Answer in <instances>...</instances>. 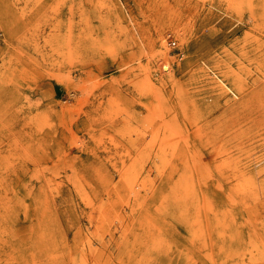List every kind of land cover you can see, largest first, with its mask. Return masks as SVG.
<instances>
[{"label":"rangeland","instance_id":"374dc122","mask_svg":"<svg viewBox=\"0 0 264 264\" xmlns=\"http://www.w3.org/2000/svg\"><path fill=\"white\" fill-rule=\"evenodd\" d=\"M78 1L86 3L47 12L53 41L42 40L38 56L36 35L0 32V52H16L0 54V264H264V115L252 119L264 112V33L247 15L240 22L208 6L213 25L198 23L185 38L177 12L153 5L175 0H125L132 40L106 5ZM83 21L92 39L82 41ZM203 69L239 78L242 89L226 88V100L246 98L242 120L226 115ZM157 123L184 132L188 193L168 167L155 171ZM121 169L125 181L140 171L157 200L130 197Z\"/></svg>","mask_w":264,"mask_h":264},{"label":"bare ground","instance_id":"6f19581e","mask_svg":"<svg viewBox=\"0 0 264 264\" xmlns=\"http://www.w3.org/2000/svg\"><path fill=\"white\" fill-rule=\"evenodd\" d=\"M86 1H90L91 3L95 2L94 3L95 5L97 4V2H100V4L106 5L107 10H109L111 12V14L113 15L114 19L117 22L118 32H120V34H122L123 36H125L128 39H132V40L134 39V36H133L134 34L132 32V28H130V24L128 22L127 17L131 21L133 27L136 28V24L134 23L131 15H130V12H129L128 8H127L128 4L125 2V0H119L121 3H119L118 0H86ZM84 3H86V2H83V1L80 2L78 0H0V32L6 34V37L8 38V40L15 39V41H20L22 39H26L29 36L34 37L36 35V37L34 38L32 43L34 45L33 48L35 49L36 55L38 56V52L40 51V49L38 47H39V44L41 43V41L43 40L44 43H48V42H52L53 41L52 37H45L47 29L49 27H51V25H52L49 21H46L47 18H48L47 17V14H48L47 12L49 10H52V9L56 8L57 6H59V7H63L64 6L63 8H66V9L72 11L75 8L83 7ZM153 5H155L154 7H156V8L165 9V10H174L175 12H177V15H176V24H177L176 26L178 28L177 33L178 34L180 33L179 35L182 36V37H185V38L187 37V35H193V33L195 32V28L198 25V23L200 25L205 24L206 26L213 25V22H215L214 19H213L214 14L211 11L210 7H208V6H218V8L220 10H224L229 16L237 17L238 21H240V22L244 21L245 15H247V18L251 21L252 26L254 28H256L254 30H258V31L264 33V0H175V2H164V3L161 2V3L153 4ZM185 11H189L192 14V16L194 15V17L192 19H188L189 18L188 16H187L188 17L187 19L184 18V12ZM125 13L127 14V17H125V15H124ZM164 13H165V11H164ZM104 22L106 23V21H104ZM84 23H85V26H84V28L81 29L80 33H82L86 37L82 41L86 40L87 38L92 39V37H93V28H92V26L87 24V22H84ZM224 24L226 26L227 25L230 26V25H232V21L231 20H226ZM56 26L59 27V25H56ZM52 30H54V29H52ZM215 30H216V27H212L210 32L215 31ZM78 33H79V31H78ZM53 34L59 36L57 32H55ZM184 35H186V36H184ZM72 37H73V34L70 33L68 35V37L67 38L66 37L63 38V40H70ZM135 40H137V38ZM11 44H12V42H9V46H11ZM178 44H180V43H178ZM152 46H151V48H152ZM0 54L1 55H3V54L16 55V52L14 50H12V49L11 50H7V48H5L2 52H0ZM42 57H44V56H42ZM163 57H164V55H163ZM180 58H181V56H180ZM189 60L191 61V59H189ZM190 61L188 62L189 64H191ZM192 61H194V60H192ZM196 62H197V60H195L194 63H196ZM157 64H158V62H157ZM173 64H174V62L170 61L169 59L166 60V62L163 63V65H162L163 71L168 73V74L171 73L172 69H173ZM189 64H187V65H189ZM193 68H194V65H193ZM144 69H146V68H144ZM157 69H158V67H157ZM203 72L207 76L206 81L208 82V84L214 89V91L217 93V95L222 98V100H225L224 102H225V108H226V112H225L226 115L233 116V117H238L239 120H242V118H240L241 115L239 114V110H240V108H242V110H246L247 106H249V103L247 102L246 98H243L239 102H230L229 100H226L227 99V90H226V88L228 89V88H230L229 86H231L232 88L233 87L236 88L238 91L242 89L240 83L238 82V81H240L239 78L238 77H236V78L233 77L229 73V71L227 69L225 71H223L222 79H220L219 81L216 80V78L214 77L215 76L214 74H213L214 76L212 75V77H210L211 74L207 70L203 69ZM156 74H158V73H156ZM190 74H192V73L190 72ZM172 76H173V74H172ZM193 76H194V73H193L192 77ZM195 77H196V75H195ZM54 78H55V76H54ZM155 79H156V77H155ZM187 79L189 80L188 77H187ZM182 80H184V79H182ZM192 80H193V78H192ZM199 82H200V80H199ZM195 84L196 83H194V85ZM144 86L142 85V87H143L142 89H144ZM147 86H148V83L146 84L145 87L147 88ZM148 88H150V87H148ZM143 91H145V90H143ZM152 92L155 93L156 91H152ZM245 93L247 95L248 92H245ZM151 96H154V95H151ZM157 102H159V96H158V101ZM160 102L162 104V100ZM252 114L254 116L252 119H254V118L256 119V118H260L261 116L263 117L264 112L260 111V110H252ZM263 119H264V117H263ZM162 122H164V121H162ZM179 125L177 126L178 128L176 127L177 129L175 128L176 130H174L170 125L168 126L165 123H163V124L162 123L155 124L154 125V126H156L155 136L154 137L152 136L155 140H153L151 142L152 146H149V147L152 149V155H153L154 161H156V160L158 161L159 159L161 160L160 161L161 165H156L155 168H157V169L155 171L158 170L159 171L158 173H161L163 169H166V168H163V167H168L167 168L168 169V174H169L168 179L172 180L174 176H177L178 180H177L176 184L177 185L179 184L182 188H184V194H185L186 191H187V193L189 191L188 189L190 187V181H192L191 176L193 177V175L189 174V173H191L190 172L191 170L189 168L191 167L190 165L191 164L193 165L194 163H192V162L189 163V154L190 153H188V150L186 149L187 147H182V144L179 145V143H178V141H180L178 136H180L181 134L184 133L182 128H181V126H179ZM179 128H181L182 131H180ZM152 129H154V127ZM180 132H182V133L181 134H177V133H180ZM139 133H140V130H139ZM152 133H154V132H152ZM184 137L185 136L183 135V138ZM181 139H182V137H181ZM185 139L186 140L183 141V143L186 144L187 138L185 137ZM186 146H188V144ZM137 148L138 147L136 146L135 149H137ZM150 152H151V150H150ZM192 156H194V155H192ZM190 158H191V154H190ZM133 161H135V159ZM154 163L156 164V162H154ZM230 165H232V164H230ZM233 165H234V163H233ZM233 165H232V167H233ZM237 165H240V164H237ZM237 165H235L234 167L238 168ZM152 167H153V165H152ZM132 170L134 171V169H132ZM136 170H138V169H136ZM242 171H244V170H242ZM251 171H252V169H251ZM120 173H121V178L124 180L125 173L123 172L122 169H121ZM139 173H140V171L135 176V178L136 177L137 178L132 180V181L129 180V179L126 180V181L124 180L125 184L127 186V190H128L129 196L132 197L135 201L139 200V199H142V201H145V202L147 200L146 196H148L149 197L148 199H149L150 202H152V203L155 202L157 200V194H155V193L152 194V195L148 194V191H149L150 188L146 187V185L144 184V181H140L141 179L139 178L140 177L138 175ZM128 174H127V176L130 175V174L129 175ZM133 175H134V172H133ZM131 177H132V173H131ZM244 178H245V175H244ZM253 179H254V176H253ZM180 181H181V183H180ZM192 186H193V183H192ZM253 187L254 186L252 185V188ZM256 189H257V187H256ZM246 190H248V189H246ZM251 191H249V192H251ZM252 192H254V190ZM250 196H254V194L250 195ZM193 197H195V196L193 195ZM175 198H177V197H175ZM250 199H251V197H250ZM193 202H194V200H193ZM193 202H191V203H193ZM181 208H182V206H181ZM180 213H181V211H180ZM209 213H213V212H209ZM193 221L197 222L195 220H193ZM223 234L224 233H222L221 235H223ZM87 241H88V238H87ZM84 247H85L86 251H90L92 253H94L96 251V248L93 247L92 242H89L87 245H84Z\"/></svg>","mask_w":264,"mask_h":264}]
</instances>
